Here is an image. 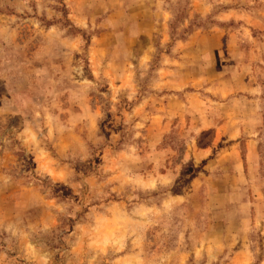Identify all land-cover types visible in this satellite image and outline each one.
<instances>
[{"label":"rangeland","instance_id":"1","mask_svg":"<svg viewBox=\"0 0 264 264\" xmlns=\"http://www.w3.org/2000/svg\"><path fill=\"white\" fill-rule=\"evenodd\" d=\"M0 264H264V0H0Z\"/></svg>","mask_w":264,"mask_h":264}]
</instances>
